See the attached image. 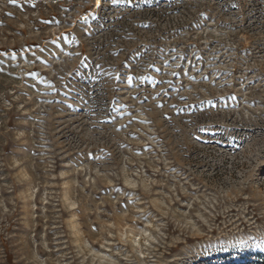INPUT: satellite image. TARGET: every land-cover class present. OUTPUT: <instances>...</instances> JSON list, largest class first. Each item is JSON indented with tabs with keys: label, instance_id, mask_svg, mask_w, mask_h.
I'll return each instance as SVG.
<instances>
[{
	"label": "rangeland",
	"instance_id": "1",
	"mask_svg": "<svg viewBox=\"0 0 264 264\" xmlns=\"http://www.w3.org/2000/svg\"><path fill=\"white\" fill-rule=\"evenodd\" d=\"M100 1L0 0V264H264V0Z\"/></svg>",
	"mask_w": 264,
	"mask_h": 264
},
{
	"label": "snow or ice",
	"instance_id": "2",
	"mask_svg": "<svg viewBox=\"0 0 264 264\" xmlns=\"http://www.w3.org/2000/svg\"><path fill=\"white\" fill-rule=\"evenodd\" d=\"M11 3H15V0H10ZM120 0H111V3L116 4L119 3ZM97 6H99L100 4V0H96ZM74 40V38H73ZM131 81V78H129V82ZM239 246H243V242H241V244Z\"/></svg>",
	"mask_w": 264,
	"mask_h": 264
},
{
	"label": "bare ground",
	"instance_id": "3",
	"mask_svg": "<svg viewBox=\"0 0 264 264\" xmlns=\"http://www.w3.org/2000/svg\"><path fill=\"white\" fill-rule=\"evenodd\" d=\"M102 4V1H100V4L99 5H101Z\"/></svg>",
	"mask_w": 264,
	"mask_h": 264
}]
</instances>
